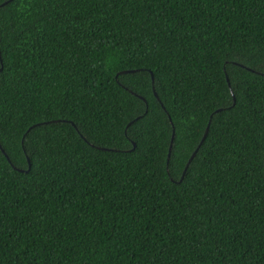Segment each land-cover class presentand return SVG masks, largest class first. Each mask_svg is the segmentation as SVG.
<instances>
[{"label": "trees", "instance_id": "16d2710c", "mask_svg": "<svg viewBox=\"0 0 264 264\" xmlns=\"http://www.w3.org/2000/svg\"><path fill=\"white\" fill-rule=\"evenodd\" d=\"M0 68V264H264V0H0Z\"/></svg>", "mask_w": 264, "mask_h": 264}, {"label": "water", "instance_id": "95a60500", "mask_svg": "<svg viewBox=\"0 0 264 264\" xmlns=\"http://www.w3.org/2000/svg\"><path fill=\"white\" fill-rule=\"evenodd\" d=\"M242 65V64H241ZM2 68H0V70H1ZM230 84V83H229ZM156 93V92H155ZM156 95L158 96V94L156 93ZM207 131H208V128H207V130H206V133H207ZM206 136V135H205ZM0 147L2 148V150L5 152V150H4V148L2 147V145H1V143H0ZM197 151V150H196ZM196 151H194V153L192 154V156L190 157V159H189V161H188V163H187V166H186V168H185V171H184V173H183V176H184V174H185V172H186V170H187V167H188V165H189V163L191 162V160L194 158L193 156H195V154H196ZM193 157V158H192ZM183 176H182V178H183Z\"/></svg>", "mask_w": 264, "mask_h": 264}, {"label": "snow or ice", "instance_id": "6c2138e0", "mask_svg": "<svg viewBox=\"0 0 264 264\" xmlns=\"http://www.w3.org/2000/svg\"><path fill=\"white\" fill-rule=\"evenodd\" d=\"M173 128H175V125H173ZM172 140H173V143H174V145L176 144V138H175V135H173V137H172ZM177 150H179L178 149V146H177ZM194 157V156H193ZM192 157V158H193ZM172 156H171V154H169V161L171 162L172 161Z\"/></svg>", "mask_w": 264, "mask_h": 264}]
</instances>
